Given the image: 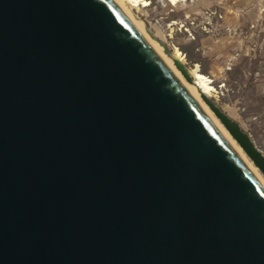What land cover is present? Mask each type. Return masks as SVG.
Masks as SVG:
<instances>
[{"label":"water","instance_id":"obj_1","mask_svg":"<svg viewBox=\"0 0 264 264\" xmlns=\"http://www.w3.org/2000/svg\"><path fill=\"white\" fill-rule=\"evenodd\" d=\"M0 264H264V186L112 0H0Z\"/></svg>","mask_w":264,"mask_h":264},{"label":"rangeland","instance_id":"obj_2","mask_svg":"<svg viewBox=\"0 0 264 264\" xmlns=\"http://www.w3.org/2000/svg\"><path fill=\"white\" fill-rule=\"evenodd\" d=\"M120 1L168 52L177 48L187 68L209 78L208 98L264 155V0Z\"/></svg>","mask_w":264,"mask_h":264},{"label":"bare ground","instance_id":"obj_3","mask_svg":"<svg viewBox=\"0 0 264 264\" xmlns=\"http://www.w3.org/2000/svg\"><path fill=\"white\" fill-rule=\"evenodd\" d=\"M123 15L128 19L131 25L136 29V31L142 36L149 47L154 53L163 61V63L168 67V69L174 74V76L179 80L186 92L191 96V98L199 105V107L204 111L210 121L215 125V127L221 132L226 141L230 146L237 152L241 159L245 162L246 166L252 171V173L257 177V179L264 186V177L259 172V170L253 165V163L247 158L243 150L239 147L236 141L230 136L227 130L221 125L219 120L214 116L209 107L206 105L202 96L210 97L214 92L211 86L209 78L203 75L200 69L195 65L192 68H187L192 82H187L180 72L176 69L173 60L177 59L181 63L184 62L183 54L177 49L173 48L169 54L166 53V49L163 43L150 32H148L145 24L141 20L135 19L130 10L126 8L122 1L112 0ZM144 6L146 3L143 4ZM150 33V34H149ZM184 64V63H183ZM209 99V98H208Z\"/></svg>","mask_w":264,"mask_h":264},{"label":"crops","instance_id":"obj_4","mask_svg":"<svg viewBox=\"0 0 264 264\" xmlns=\"http://www.w3.org/2000/svg\"><path fill=\"white\" fill-rule=\"evenodd\" d=\"M192 2V4H195V2H197V0H190Z\"/></svg>","mask_w":264,"mask_h":264}]
</instances>
